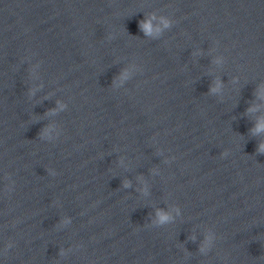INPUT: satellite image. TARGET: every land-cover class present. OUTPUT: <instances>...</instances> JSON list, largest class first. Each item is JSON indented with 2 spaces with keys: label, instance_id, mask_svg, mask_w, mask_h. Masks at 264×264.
Wrapping results in <instances>:
<instances>
[{
  "label": "water",
  "instance_id": "95a60500",
  "mask_svg": "<svg viewBox=\"0 0 264 264\" xmlns=\"http://www.w3.org/2000/svg\"><path fill=\"white\" fill-rule=\"evenodd\" d=\"M0 264H264V0H0Z\"/></svg>",
  "mask_w": 264,
  "mask_h": 264
}]
</instances>
